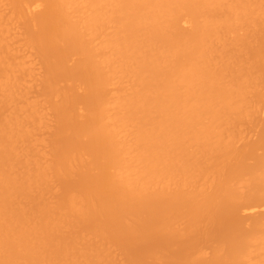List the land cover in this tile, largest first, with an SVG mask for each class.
I'll use <instances>...</instances> for the list:
<instances>
[{"label": "bare ground", "instance_id": "1", "mask_svg": "<svg viewBox=\"0 0 264 264\" xmlns=\"http://www.w3.org/2000/svg\"><path fill=\"white\" fill-rule=\"evenodd\" d=\"M33 1L36 4V1H38V0H33ZM42 1L39 0V2H42ZM44 1L46 2V6L43 2L44 6H45L44 10H43V7H41V9H40V5L38 7V4H37L38 9H37V7L35 9L34 5H32L33 2H32V4L30 3L31 0H0V264H103L104 262L106 263V261H108V259H110V257H111L110 249L113 247L108 249L109 248L108 246L111 244V242L108 241V242H110V244H107L108 245L107 246L106 245L107 242L104 241L105 242V249H104V247H102V246H104V244L103 245L101 244V242L103 241V239L101 240V238H103L104 237L103 235L106 233V232H104V231H106L105 227H104V229H102L103 226H101V227L99 226V228H101L102 230H100L98 232L99 229L98 230L96 229L98 227L97 226L93 227L91 225L92 229L94 228L93 230H95L97 232H94L90 228L92 230L91 232H94V233H86L84 230V232L86 234L84 232H81V233L79 232L80 234H78V231L76 232V230H74V227L72 228V225H75L77 222L80 223V221H82L81 223L84 226V224H86V223L83 224V221L85 222V220L87 219L86 216H88V215H89V219H90V218H93L94 214L96 215L97 213H99L98 216L100 218H101V215L103 214V212H101V215H100V212L97 211V213H94L92 215V212H95V210H96V208L93 209V206L96 204V201H97L96 196L100 192V190H99V192L96 191V190H98L96 188H99V187H97V185L99 186V182H98V180H96L97 182L94 180L97 178L98 175H95L96 177L92 178V180H94V181L90 180V182H89V184H91V181L93 184H94V182H96L95 183L96 185H94V186H96V188L94 186L90 185L91 188L93 187L92 189L95 188L94 190L97 193L96 195H95V192L91 191L92 189H89L90 188L89 186H85V183H87V182L84 181V186H85L84 188L88 187V189L90 190V193H88L87 191H85L86 193L84 192L87 195L86 199L84 198L85 195L82 196L83 190L81 193H79L77 191L79 193V195L74 194V193L72 194L71 192H73V191H71V190L73 188L71 190L68 189L71 192L70 193L68 192V194H65V196H64V194L61 195L62 198L60 197V199L56 200V197H55L54 198L55 201H54V199H53L54 196H53L52 199L54 202L53 201L49 202V201H51V200H49L51 198L50 196H49V198L48 197L46 198L47 201H45L46 199H44L45 197H43V194H44L43 192H45V188L46 187L49 188V186H51V184H52V186L54 185L53 181H55V180L52 179L53 176L55 177L57 174H59V176L62 175L61 178L62 177L65 178V176L73 175V173H71V172H74V171L76 172V170H74V168L75 169L78 168L76 165L77 163H78V166L80 165L79 168L80 167L82 168L81 165H83L85 163L83 161H87L86 163H89L88 162L89 159L91 160V158H93L94 154L95 155L100 154L99 152L95 151L98 154L92 153L90 155L88 153L89 150L87 149L89 144H92V142H90V141H93V144H94L95 143L94 140L96 139L97 140L96 142H98V139H99L98 137H100L99 142L102 140L101 142H103V144L105 141V143H107L106 145H109L107 147H104V146H106L104 144L103 149L101 148L103 151L102 150L100 151L99 150L100 148H98V151L102 152L103 155H105V156L108 155L107 156L108 159H110L108 152H110L111 154L113 153V155H114V160L111 163L112 168L110 167L112 169V171L110 173L106 172L107 169H105V168H107V167L103 166V164H105V163L109 164V166H111V164L109 162H106V160H108V159H106L105 156H103V158H105V159H102V161H101V162H105L103 164L99 161V158L101 160L102 157L98 158V156H96V159L98 158L97 161H99V163H97V161L95 159H92V160H95L97 164L101 163L100 164L101 166H99L100 167L99 169L101 171H102V169L103 170L105 169L104 171H102V173L105 172L104 173L105 175H103V177L105 176L104 177L105 179L103 181L104 182L103 186H104V190L106 191V196L108 193H110V194H114V195L116 194L115 197L116 196L118 197V198L116 197L115 199H113L114 195L112 196V195L108 194L109 197L107 196V198H109L110 200L111 199L112 200H116V199L120 200V201L117 200L118 201V203L116 202L117 205L114 204L115 202L112 200H111L112 203H109V201H108L107 204H112V206H113L112 209H114V207H117L119 209L118 206H120L122 204V206H121L122 209L120 208V210H119L121 213L118 210H116V211H118V212H116L115 209L110 210L109 207H106V209L108 208V210L112 211V214L109 213L110 211L108 212V214L110 216L114 215L113 217H115L117 213H120L121 216L122 215H124L126 217L129 216V218L127 217L128 219H130L132 216H133L132 218L134 219L136 211H133V210L137 209V211L138 210L141 211V209L138 207L139 205L140 206L142 205V207L145 208L144 204L148 203V205H149V203L151 202L149 206H151V208L153 206H155L153 209V212L149 211L150 208L148 206L145 209L141 207L142 211H143V209H144V211H146V209H147L149 214L152 213L154 215V210L156 209V211L158 213L156 212L157 215H155V217L159 218V217H157L160 215L159 211H161V210L163 211L165 209V205L167 202H168V204L166 205V209L168 207L169 209H167V210H169V212L171 211V206L169 207V205L172 201V203H171V204H173L172 210L174 211V208H175L176 212L179 211L178 213H175V214H177L176 216L179 215L178 216L179 218H178V220H176L175 216L171 215V221L173 220L175 222V224L177 223L179 226L177 224H176L177 226L176 225L174 226V224H172V226H171L172 222L170 221V219H167V216L169 215V212L167 211L166 217H164V216H160V217L164 218V219L162 218L163 222L165 221V219H167L168 223H167V221H165L164 223L170 224V226L169 225L167 226V224H162L163 223V222H161L162 219H160V221L158 220L159 222H161V223L158 222L160 224L159 228H162L163 226L166 225V228L168 229V231L169 230L171 231L170 233H173L175 235L176 233L181 232L180 234H182L184 232H182V230L180 231V229H181L180 224H181V220H182L181 216L183 214H181V216H180L179 213L180 212L182 213V211L184 212L185 209H188L185 212H186V214L188 213L191 216L192 215L194 216V214H196L197 212H200V214L202 213L204 215V213L207 212L206 210L208 209L206 206H209V205L211 206L213 204L212 202H209V203H211L209 205L205 204L206 202L204 201L205 200L204 197L207 194L206 190L208 188L212 187L211 186L212 184L215 185L213 183L214 181L212 182V180H214V179H216L215 181L217 182L216 183L217 187H219L220 185L221 186L223 185V187H225L227 190L229 189V191H228L229 194L232 193L231 195H228L229 197L226 200L227 202L224 201V203L225 204L227 203V210L230 208L229 210H231V211H228V212L230 214H233V217L237 218V216H240L238 214V210H239V208H241L243 206L251 205V207H253V206H258V205L264 204V194H261V193L258 195H252L251 194L252 191H255L256 189L258 190V188H256V189L254 188L253 190L251 189L247 193L240 191V190H243V188H244V187H242L243 182L241 181V179L244 180V178H237L241 182V183L239 182V184H237L236 178H233L232 176H231L232 177L231 178L230 176L226 175L227 180L229 179L232 182V187H229V186H231V182L229 180L227 183L230 185H228L225 182L224 183L226 184V186H224V183L221 184L222 181H220V179H222V176H223L222 180H224V181H227V180H225L226 178H224V175H223L224 174V166L222 164L223 163L222 162L223 157L221 155V157H222L221 158L219 155H216V154H223L222 153L223 148L221 149L219 147H221V146L224 147L225 143L230 142V140L227 141L226 137H225L226 136L225 130L228 132V128L223 126V125H225V122H226V124H228L227 122L229 120H231V118H230L231 115H232V119H233V117L235 118L236 111H238L240 109L239 105L234 100H232V95L235 93L241 92L243 87L240 86V84L237 83V81H232L233 77H232V79L229 78L230 81L227 79L225 80L226 77H224L223 71L226 72L227 65L225 66V64L220 63L221 60L223 61V59L220 60V58H218L217 59L218 61L216 62V58L213 59V57H211L212 52H214V50H215L214 48L218 47L217 44L220 42L223 32L228 28L235 29L238 26L237 24H230L234 18L237 20H241V18H242V20L244 19V21H246V18L250 21H255V17L257 18V20L262 19L264 14L262 15V13H261L263 10L261 8L260 2L258 3V0H256L257 2L254 0V3L251 4V6L254 7V11H252L250 13V17L248 16L249 15L248 12L250 11V9L247 10V8L249 6L248 5L249 1H251V0H247V1L246 0H44ZM28 3H30V5H32L35 10L33 8H32L33 10H31V8H30L31 6L27 7L26 4H28ZM9 5H10V8L12 10H9L10 9ZM7 6L9 9L7 8ZM45 8L47 9V11L45 10ZM7 9L9 10L8 14H6ZM25 9L27 12L25 11ZM39 9L42 12L48 13V17L46 16L48 19L46 17H45L46 19H44L42 16L38 17L39 14H41V13L37 14V12H40V11L36 12V10H39ZM33 11H35V12H33ZM24 12L27 13V15H25ZM253 14L255 16H253ZM23 16H28V17L25 18ZM251 16H253L254 18ZM22 17L25 19L23 21L24 24H22V25H25V26H23L25 30L27 29L29 31V28H28L29 26L31 28L37 27V30H35V32L36 33L38 32L37 34L40 35L42 30H43L42 33H44V30L49 29L48 30L50 32L49 36L53 37V38L51 37L52 43L48 42L49 44H51L53 46L54 45L53 43H55V45H56L60 42L59 44H61V41H62L63 44H67V45L69 44V47L71 46L69 48V47H67V46L65 47L64 45L61 44L62 45L61 47L67 48V49H64V50H66L65 52L68 51L69 53L70 52L75 53L76 56H81L80 57L81 60L78 59L79 57H77V60H79L78 61L79 63H76L77 61H74L75 57L73 58L74 62L72 61V64H71V61L67 62L68 64L69 63L71 64V66H69V68L74 67L73 70L71 68H70V70H72V71L75 70L77 72L81 67L83 68V65H84V68L82 70H84L86 67V69H85L86 73L84 72V74H87V75L85 76L84 74H82L83 77L84 76L87 77L89 75V72H87V71L91 70L93 72L92 73L90 71V75L93 74L92 76H89L86 79L84 78V80H86V82H88L87 83L88 85H89V83L91 85L90 80H92V85L94 84L93 86H91L92 88H94L93 89L94 91L89 86L88 89L90 92L87 93V95H89L88 98L90 100V94H91V100H90L91 102L90 103H94V102H92L94 100L92 98V94L95 95L97 98L102 99L101 101L103 103L101 101H98L99 104L98 103L97 104H91V105L89 104L87 107H85L87 109V111H86V109L84 110V112H86L89 115V117H88V115H86L87 118L92 119L94 116V119H95V120L93 119V121H95V124L93 122H91L93 124V126H92V124H90V126H89L90 128L87 126L88 120H86V122H83V123H86L87 124L86 127H88L87 130L86 129H83V130L84 131L86 130L85 132H87L88 134L84 133L83 130H82V133H83V135H85V137L88 135L89 136L88 140L90 139V141H88L86 139L87 137L86 138L84 137L86 139V140L84 139V141H87V143H86L87 148L84 147L86 144H83V143H85V142H83V143L80 142L78 144V145L83 144L84 145L83 148H84V150H86L85 153H88V154H85L84 151L82 149H80L82 146L81 147L79 146V150H81L84 154L78 150L79 152L76 151L77 155L75 156V154H76L75 150H74V152L70 151L72 155L66 151L65 152L66 154H63V155H65L67 157L62 155L64 157V159H63V157H60L61 160H60V158H58V159L56 158L57 159L56 163L54 161H52L50 163L48 161V158H47L49 156V154L47 155L46 151L43 152L45 149H42V151H41V149L39 148L40 144L43 143L45 145L48 143V140H42L43 139L42 137H40V139H39L37 137V134H35V133H37V131L45 130V128H44L45 123L43 122V120L45 121L44 117L46 115L48 116V114L45 113L46 109L42 110V108H43L42 106L43 105L46 106L48 104H46V103L43 104L44 103L43 100L45 99V97H42L43 94L41 95V98H40V99H43V100H41L40 104H38L40 96H38L37 102L34 100V99L37 100V98H36L37 96L32 97L33 100L31 98H30L31 100L30 99L27 100L28 98H26V97L30 96L29 94H31L28 92V96H27L26 92L29 88H31L30 86L32 84L29 85L28 87H26L27 85H25L24 83L28 82V81L27 80H25V82L22 81V80H24L23 77H25L29 74H30L29 75L30 78H28L29 76L26 77L29 80L31 79V77H33L34 79H35V77H38V80L42 77H39L38 74L35 77L32 76L33 73L34 74L36 73V71L34 70V66L36 64H34L35 61L33 62L34 54L36 53V51L34 52L33 55H30L29 52L33 51L34 46L27 44V43H29V44L35 45L36 43L34 44V42H36V41L34 40V42H32L33 41L32 39H35L37 34L35 33L34 35H36V36L32 39H29V42L25 41V40L23 41L22 39L19 40V38L17 39V37L20 36V38H21L26 33H23V36H21L22 34H19V33H18L19 34L18 36L16 35L17 37L15 36V34L17 32L16 29L19 28V27L17 28V26H18L17 24H19L18 23L19 21L21 22L23 20ZM41 21H43L44 23H46V22L47 23L46 24L42 23V25H40ZM15 25H17V26H15ZM26 26H28V27L25 28ZM41 26L43 27L42 29H41ZM181 26H183V28L188 26L189 29L187 28L188 30L185 31V33H184V30ZM180 27L182 28V30ZM39 29H41V31ZM20 30L18 29V32H21ZM25 30H23V31H25ZM263 30H262V32H264ZM52 31H54V33ZM29 32H31V31H29ZM263 34H262V36H263ZM60 35H63V37L62 36L60 37ZM244 35H246V34H244ZM244 35H242V36L240 35L239 38H241V37L244 38ZM43 36H44V34H43ZM24 37H26V36H24ZM24 37H23V39H24ZM31 37H33V35H31ZM46 38H47V36H46ZM57 38H59V39H57ZM66 38L69 40H67ZM43 39H45V38H43ZM30 40H32V41L30 42ZM48 40H49V38H48ZM53 40H57L58 43H56V41H53ZM19 41H23V42H20L22 44V46L19 43ZM65 41H67V42H65ZM25 42H26V44H25ZM229 42L231 43V40H229ZM262 42H264V40ZM262 42H260V43H262ZM42 44H44V43H42ZM58 45H57V48L59 47ZM230 45L232 46V43ZM27 46H31V47H27ZM22 47H23V49H22ZM259 47H260V45H259ZM26 48H28V50ZM24 49H25V51L26 50L28 51L27 54L24 53L25 56L23 54H21V52L22 53L25 52ZM58 49L60 50L61 48H58ZM58 49H56V50H58ZM68 49H70V50H68ZM44 50L46 51L47 49H44ZM62 50H63V48H62ZM69 53H67V56H65V58L68 57ZM8 54H11L15 57L17 56V59L21 60L22 63L20 61H17L16 59H13V57H12V59H8L9 58ZM37 54H38V51H37ZM75 54H69L70 55L69 58H66V59L72 60V57L75 56ZM260 54L263 55L262 51H260ZM7 55H8V57H7ZM18 55L19 56L22 55L23 57L21 56L19 58ZM29 57H31L32 59ZM58 57H59V55H58ZM22 58H24V59H22ZM65 58H63V59H65ZM82 58L85 59V61ZM35 59L37 61V58H35ZM38 59H39V57H38ZM59 59H61V58L59 57ZM11 60H13V61H11ZM27 60H29L28 63H27ZM46 60H47V58H46ZM62 61H64V60H62ZM86 61H87L88 67L86 65ZM9 62H11V63H9ZM15 62H16V64H14ZM23 63H24V65H22ZM35 63H37V62H35ZM47 63H48V61H47ZM75 63L78 66H75ZM83 63H85V64H83ZM55 64H57V63H55ZM55 64H53V65H55ZM72 65H74V66H72ZM36 66L38 67V65H36ZM65 66H67V65L65 64ZM21 67H23L22 70H21ZM78 67H79V69H78ZM256 67H259V66L256 65ZM38 68H40V67H38ZM75 68L78 70H76ZM23 69H24V71H23ZM25 69H27V70H25ZM259 69L260 70H258L259 71L258 72L257 68H256V72H257L256 73V77H257L256 80H258V78H260V76L258 77V74L260 75V72L264 71L263 70L264 64H262L261 68H259ZM48 70H50V69H48ZM66 70H67V68H66ZM254 70H255V67H254ZM51 71L52 70H50V72ZM72 71H71V73H72ZM21 72H23V73L25 72L27 74L24 73V75H23V73H21ZM55 72L56 71H54V73ZM78 72H80V71H78ZM63 73H62V75H63ZM261 73H263V72H261ZM19 74H20V77H19ZM75 74H77V73H75ZM80 74H81V72H80ZM40 75H42V74H40ZM21 76H22V78H21ZM57 76H59V75H57ZM68 77H69V75H68ZM70 77H72V76H70ZM93 77H94V79H93ZM63 78H64V76H63ZM40 81L43 84H45V83L47 84V82H43L41 79H40ZM94 81H95V83H94ZM29 82H31V81H29ZM37 82L39 83V81H37ZM64 82H69V81L67 80ZM71 82L72 81L70 80V83ZM73 82H75V81H73ZM260 82H264V78L261 79ZM75 83H77V81ZM34 84H36L35 81H34ZM48 84H49L48 87L47 86L46 87L50 88L49 86L51 83L48 82ZM45 85H44V87H45ZM53 85L51 84V87H53ZM73 85H76V84L73 83ZM88 85L86 86V88L88 87ZM39 86L40 85L38 84V89L40 88ZM55 86L58 87L59 85L57 84V85H54V87ZM78 86H80V84H78ZM99 86H100V88H99ZM35 87H37V85H35ZM81 87H82V85L80 87H77V90H78V88L83 89L84 86L82 88ZM95 87H96V89H95ZM59 88H60V86H59ZM68 88H70V87H68ZM38 89L36 88L37 91H39ZM55 89H57V88L55 87ZM55 89L53 88L51 90H54L55 92H57L59 90L58 89L56 91ZM61 89H63V88H61ZM97 89L99 90L98 92H96ZM103 89H106V90H103ZM108 89L110 90V92L108 91L109 95L107 96L106 94H107ZM24 90H26V91H24ZM30 90H32V89H30ZM101 90H103L105 95H104V93H102ZM42 91L44 92V90H42ZM60 91L61 90H59V92ZM71 91L74 92V90H72V88H71ZM84 91L86 92L85 89H84ZM47 92H49V91H47ZM53 92H51L49 95H51V96L53 95V97H54L55 94H53ZM64 92L65 91L63 89V93ZM35 93H36V91H35ZM100 93H102L103 96H100L101 95ZM24 94H26V95H24ZM33 94L34 93H32L31 95H33ZM63 95L64 94H62V96ZM65 95L68 96L69 94L68 95L65 94ZM71 95H73V94H71ZM44 96H45V94H44ZM260 97H262V96H260ZM46 98L48 99V97H46ZM57 98L55 101L56 103L54 102V107H56V105L57 106L59 105L57 103ZM262 98H264V96ZM262 98H260V99H262ZM49 99H50V97H49ZM64 99H65V97H64ZM74 99H72V100H74ZM53 100H52V102H53ZM262 100H264V99H262ZM28 101L36 102L37 104L32 103V102H28ZM64 101H66V99ZM78 101L80 102V99ZM259 101H260L259 103L262 102L261 100H259ZM59 103H60V101H59ZM67 103H68V101H67ZM82 103H84V102H82ZM49 104H50V101H49ZM36 105H38V106H36ZM75 105L77 106V104H75ZM96 105L98 106L99 109L97 108ZM99 105H100V107H99ZM34 106H36V107H34ZM39 106H40L41 110L37 109ZM60 106H62V105L60 104ZM63 106H64V104H63ZM89 106H92L91 108L94 107L93 110H95V106H96L97 109L95 110V112H93V110H90L91 108L88 109ZM52 107L53 106H51V108ZM45 108H47V110H48L50 107L49 108L45 107ZM55 109L53 108L54 112H55ZM42 111H44V112H42ZM90 111H92L93 113L91 114ZM39 112L40 113L42 112V114L45 113V115H42ZM48 112H49V110H48ZM82 112L79 113V111H78V113H79L78 117L85 118V113H82ZM70 114H72V113H70ZM81 114H83V115H81ZM90 115H91V117H90ZM32 116L34 118L37 117L36 118L37 120L34 119ZM263 116H264V114H263ZM38 117H39V120H38ZM64 117L66 118V115ZM51 119L53 120V117ZM73 119H74V116H73ZM227 119H228V121H223V120H227ZM33 120H35V121L33 122ZM28 121H29V123L31 121V123L33 122L34 124H36L35 126H33L34 124H32L33 127L30 126L32 130L30 129V127L26 128L28 126L27 125L28 123L24 124ZM48 121H49V119H48ZM70 121H72V120H70ZM254 121H256V120H254ZM89 122H90V120H89ZM37 123H38V125H37ZM261 124H263V125H261ZM72 125H73V123H72ZM199 125H202V126H200L201 128H198ZM253 125H254V122L251 126L252 129H253ZM260 125H261L260 128H262V130L260 128H258L257 131H259V129L262 131V133L259 131L261 133V134L259 133L261 136L256 131V134L259 135V138H257L258 141H256V142L254 141L252 144L255 148L258 146L264 147V121L263 122L261 121ZM37 126L40 128H36ZM76 126H77V128H75V127L74 128L76 130H78L79 129L78 123ZM83 126H85V125L83 124ZM83 126L80 128H83ZM222 127H224V128H222ZM197 128H198V130H197ZM251 128H249V129L251 130ZM33 129L35 132L33 131ZM38 129H40V130H38ZM47 129L49 130L50 128L48 127V128H46V130ZM89 129H90V131H89ZM199 129L201 131H199ZM50 130H49V132H50ZM219 130L221 132L224 131L223 132L225 134V136L223 137L224 139L222 138L223 134L221 132H219ZM51 131H53V130H51ZM79 131H78L79 132L78 134H77V131L75 132L77 134V136L75 135L76 138L77 137L79 138L80 135L82 134L81 130H79ZM215 131H217V132H215ZM44 132L47 133L46 131H44ZM66 132H68V130H66ZM213 132L215 133V135L213 134ZM250 132L251 133L254 132V134H255V130H253V132L251 130ZM219 133H221L222 135ZM92 134H93V137H92ZM216 135L221 136V137H218V138H220L219 140L217 139ZM96 136H98V137H96ZM214 136H216L214 138L215 141L217 142V144L218 143L219 144H218V146H217V144H215L216 145L215 146L213 143L212 144L213 146L210 145V147H209V143L208 142L205 143L204 141L208 140V139L211 140V138ZM82 137L83 136L81 135V137H80L81 141L83 139ZM94 137H95V139H94ZM92 138H93V140H92ZM103 139H105V140L103 141ZM214 139L212 140L213 142H215ZM221 139H223V141ZM224 140H226V141H224ZM45 141H46V143H45ZM78 141H79V139H78ZM201 141H202V143H200ZM26 142L29 144L28 146L30 148L28 149V151H30V152H28L24 149ZM230 143H233V145L236 144V143H234V141H232ZM50 144L52 145L53 143H50ZM93 144H92V146H93ZM101 144L102 143H100L99 145H101ZM203 144H205V145H203ZM75 145H76V147H73V148L77 149L78 145L77 144H75ZM96 145H98V143H96L95 146ZM199 145L201 146V148L199 147ZM233 145L230 144V147H232ZM55 146H57L56 143H55ZM92 146H91V148H92ZM205 146H206V148H205ZM211 147H213L214 150L213 149L211 150ZM216 147L218 148L217 150H216ZM73 148H72V150H73ZM104 148H108V149L104 150ZM189 148H191L190 149L191 151L189 150ZM38 149H40V150H38ZM96 149L97 148L95 147V149H92L91 151H94ZM204 149H206V150H204ZM69 150H70V148H69ZM87 150H88V152H87ZM220 150H221V152H219ZM104 151H105V153H104ZM106 151H108V152L106 153ZM34 152L36 154H38L37 158L34 157V155H36V154H34ZM208 152H209L210 156H209ZM216 152H219V153H216ZM67 153L69 155H67ZM78 153L82 158L78 155ZM52 154H55V153H52ZM52 154L50 153V155H52ZM211 154H215L216 156H219L218 158L221 161L219 159L216 160L215 159L216 157L214 158L216 160V161H214L215 163H217L218 160L220 161V162L218 161V164L220 163L219 167L216 166L218 164L214 165V162H210V161H213V159H212L213 157H211ZM83 155H86L85 159H88V158L89 159L85 160ZM89 155L92 157H88ZM78 156H79V158H81V161L79 158L77 159ZM100 156H102V154ZM194 157H197V158L193 159ZM208 158H209V160H208ZM210 158H211V160H210ZM197 159H198V161H197ZM92 160L90 162L95 163V161H92ZM57 161H59V162L57 163ZM204 161L206 163H204ZM60 162H62V163L60 164ZM52 163H54V164H52ZM94 163L89 164V166L87 164L88 170L90 169L89 167H91V165L92 166L94 165ZM96 163H95V168L97 169ZM190 163L192 164V166ZM193 163H195L196 165H193ZM205 164H207V165H205ZM210 164L213 166V167L211 166L212 169H210V167H209ZM74 165H76V166H74ZM198 165H199V167H198ZM203 165H204V167H203L204 170L202 168ZM85 166L86 165L84 164V167ZM106 166H108V165H106ZM206 166H207V168H206L207 171L205 170ZM93 167L89 170L90 172H94L92 175L97 174V171L99 170L98 169L97 171H95L96 169H94ZM102 167H104V168H102ZM216 167H217V169H215ZM79 168L77 170H79ZM194 168L196 171L193 170L195 172H192L191 169H194ZM222 168H223V171H222ZM257 168L258 167L256 165V167L253 168L254 170L251 169L252 170L251 174L253 172H255ZM199 169H201L203 171H201ZM220 169H221L222 174L220 173ZM83 170H84V168H83ZM205 171L207 173L209 171L210 172L207 174ZM217 171H219V172H217ZM257 171H259V170H257ZM213 172H214V174L212 175ZM215 172H217V173H215ZM259 172H258L259 177L257 176V172H256V174L255 173L252 174V175H254L253 178H255V181H256L255 176H257L259 178L258 181L261 182V180H262V183H263L264 182V172H262V171H259ZM106 173H108V174H106ZM261 173H262V175H261ZM78 174H81V173H78ZM98 174H99V171H98ZM201 174H203V175H201ZM215 174H217L218 177L221 176L220 179L218 177L212 178V177L217 176ZM85 175L86 174H84V177H85ZM198 175H200L199 180L201 181V183H200V181L198 182V177H197ZM57 176H56V178H57ZM76 176H77V174H76ZM82 176H83V174H82ZM202 176H203V178H201ZM84 177H81V178H83V180H84ZM74 179H75V177H74ZM232 179H233V181H232ZM234 179H235V181H234ZM78 180H79V176H78ZM87 180L89 181V179H87ZM247 180L248 179H245L244 184ZM71 182H70V184L73 183V182L72 183ZM75 182H77V180ZM197 182L199 185L197 184ZM78 183L79 182H77V184ZM218 183H220V184H218ZM81 184H83V183L81 182ZM79 185H80V183H79ZM196 185L199 186V187L197 186V189H196ZM233 185H235V187ZM74 186L76 187L77 185H75V183H74ZM80 186H81L80 188L83 189V186L82 185H80ZM227 186H228V188H227ZM71 187H73V186L71 185ZM262 187L264 188V185ZM56 188L57 187L55 186L53 189L55 191H57V190L62 191V190H59V188H57V190H56ZM76 188H75V190H77ZM49 189H47V190L49 191ZM81 189H79V190H81ZM84 190H86V189H84ZM237 190L239 193L237 192ZM53 192L54 191H52V192L50 191L49 193H53ZM92 192L94 193L96 199L92 198V200H91L90 194H92ZM49 193H47V194L45 193L46 196ZM87 193L89 194V196ZM56 194H57V192H56ZM54 195H55V193H54ZM57 195L59 197L60 193H58ZM179 195L181 198L177 197ZM181 195H183V196H181ZM160 196H161V198L163 197V199L164 198L166 199V197H167L166 201L163 199L160 200L159 199ZM104 197H105V195H104ZM110 197H112V198H110ZM119 197H121V198H119ZM169 197L171 199L175 198L176 200H170V199H168ZM202 197H203V199L201 201ZM209 197H212V196H208V198ZM148 198H150V199H148ZM152 198H154V201L157 199L158 200L155 201V203H153L154 201L152 200ZM178 198H179V200H177ZM229 198H230V200H229ZM121 199L124 201V204L121 201ZM93 200H96L95 204L91 205L92 202H94ZM139 200H141L142 202H140L141 204L138 205ZM159 200L160 201L163 200L162 201L163 204L166 202L164 204V207H163V204H160L162 202H160V203L158 202ZM185 200H186V202H185ZM145 201H146V203H143ZM177 201H178V203H177ZM183 201H184V203H183ZM156 202L159 203L160 205H162L161 207H163L164 209L161 208L160 206H158L159 208L157 209L156 208V205H157ZM202 202L207 209L204 210V206H202L203 205ZM89 203H91V204H89ZM174 203H175V205H174ZM135 204H137L136 207H135ZM153 204H156V205H153ZM185 204L187 205V207L185 206ZM220 205H218V207H219L218 209L221 208V210H222V208L224 206L220 207ZM108 206H111V205H108ZM183 206L185 207V209L183 208ZM213 206L214 205H212V207ZM90 207H92V208H90ZM94 207H96V205ZM123 207L127 210H125ZM160 208H161V210H160ZM214 208H216V205L214 206ZM225 208H226V206H225ZM90 209L93 211H91ZM209 209H208V212H209ZM150 210H152V209H150ZM201 210H204V211L201 212ZM223 210H225V209L223 208ZM227 210H225L224 212H227ZM88 211H90L92 217L90 214L87 215ZM125 211H127V212H125ZM173 211L170 214H173L175 212V211L174 212ZM141 212H140V214H141ZM228 212H227V214H229ZM125 213L126 214L129 213V214L126 215ZM130 213H132V214L134 213V214L132 215ZM163 213H164V215H166V210ZM163 213L161 212V215H163ZM105 214H107V213H105ZM140 214L137 213V215H140ZM145 214H147V213L142 214V216L143 215L145 216ZM198 214L199 213H197L196 216ZM224 214L222 216H224ZM230 214H229V217L226 215H225L226 217L225 216L223 217L224 224H225V222L227 223L226 220H228V218H232L231 221L228 220V221H230V223L228 222V225H226V232H228V233H225L224 232L225 228L221 227V229H224L223 230L224 235L227 234L228 236L225 235L226 236V238H224L225 240L217 238L218 241H220V242L225 241V242H223V244H222L218 241H215L216 243L218 242L220 245L216 244V243H215V245H216L215 247L212 246L214 243L212 245H210V246H212V247H210L211 248L210 252H212L213 247L215 248V251L213 250V252L210 255L212 263L210 260H207L208 258L206 259L205 256H204L205 257L204 259L200 258V256L203 258L204 253L207 251L200 249L198 251L199 253H196L198 249L196 250L194 247L195 250H192V253L194 251H196V252H194L195 253L194 255L197 256V257H195V259H196L195 262H198V261L200 262V260H199V258H200L201 261L207 260L208 264H210V263L214 264L216 262L218 264H220V263L221 264H227V263L228 264H264V212L259 213L256 216H253L252 225L248 229H245L243 227L244 223L246 222V217L242 216L243 217L242 220L240 217V219H239L240 221L237 220L239 218L238 217L235 221V218H233L232 216L230 217ZM150 215L145 216V217H148V218H146L147 220L150 218ZM153 215H151V216H153ZM215 215H218V214H215ZM108 216H107V218H108ZM124 216H122V217H124ZM202 216H198L199 218L198 217L195 218V216H194L193 218L196 220L198 219L197 222L200 223L199 221L202 219ZM210 216H207V219L215 217V216H212V217H210ZM219 216H221V215H219ZM219 216H216V218H218ZM122 217L120 219H122ZM126 217H124V219H122L121 223L124 222L125 224H127L126 225L127 227L125 226V224L123 225L126 227V231L129 229H130L129 231H131V229H133V228H129V229H127V228H128V224L131 227V224L133 222L130 223V221L133 219L131 218V220H128ZM145 217H143V218L140 217L141 221H142V219H145ZM155 217H154V219H152V217H151L150 218L151 221L155 220ZM172 217H174V218L172 219ZM188 217H190V216L188 215L187 218ZM200 217H201V219H200ZM221 217L218 219L220 220ZM100 218H98V220ZM103 218H104V216L102 215V219ZM111 218H112V216H111ZM111 218H110V221H111ZM117 218H119V216H117ZM125 218H126L127 222L125 221ZM168 218H170V217L168 216ZM89 219H87V220H89ZM189 219H191V218H189ZM194 219H191V220H193L195 222L194 224H196L197 222ZM103 221H104V219H103ZM116 221H117V223L119 222L118 223L119 225H121L120 220L119 221L116 220ZM155 221H156V224H155ZM155 221H153L154 223H152V222L151 223L156 225L154 227L156 229L157 224H158L157 219ZM169 221H170V223H169ZM203 221H204V218H203ZM206 221L207 220H205V222ZM210 221H212V219ZM148 222H149V220H148ZM205 222H204V224H205ZM78 223L76 224L77 227H79ZM87 223H89V222L87 221ZM108 223L111 224V222H108ZM117 223H116V225H118ZM140 223L141 222H139L138 225L143 224V223L142 224H140ZM146 223H144V224H146ZM114 224H115V222H114ZM189 224H191V222ZM108 225L106 227H107V229H110L108 227ZM135 225H136L135 227H137V224H135ZM148 225H150V224H148ZM91 226H89V227H91ZM194 226H193V228H194ZM197 226H198V224H197ZM197 226L195 228H198ZM200 226L202 228V223ZM70 227L72 229V233H74V234L70 233L71 232V230H69ZM115 227H117V226H115ZM170 227L172 228V230L174 229L175 231H172ZM223 227H224V225H223ZM84 228H86V227H83V229ZM148 228H149V226H148ZM166 228L165 229L162 228L163 230L159 229L160 233L161 232L163 233V231L166 232L167 231ZM187 228L189 230V227H187ZM120 229L121 228H119V230ZM142 229H143V226H142ZM155 229H153L152 231H154ZM114 230L116 231V229H114ZM147 230H150V229H146V231ZM176 230H177V232H176ZM193 230H196V232L198 233V229H193ZM88 231H89V229H88ZM141 231L142 230L140 229V232ZM67 232H68V234H67ZM109 232H111V231H109ZM117 232L118 231H116V233ZM137 232L139 233L138 230H137ZM142 232H141V234H142ZM189 232H191V231H189ZM133 233H135V232H133ZM149 233H151V231H149ZM170 233H169V238H170V235H172ZM201 233H200V235H201ZM90 234H92V235H90ZM130 234L132 235V233H130ZM137 234H136V236H138ZM174 235H172L173 236L172 238L175 237ZM189 235H190V233H189ZM91 236H95L96 240L98 237L99 238L101 237L100 239H98L101 242L98 240L96 242L100 247H98L97 244H94V243H93V245L96 246V248L95 247L93 248V245H92V247L90 246L89 241L91 240ZM118 236H120V234ZM136 236H135V238H138ZM151 236H154V233ZM178 236L181 237L182 235L180 236V235L176 234L177 238H178ZM196 236H197V234H195V236H193L192 239H194V237H196ZM205 236H204V238H205ZM113 237H114V235H113ZM146 237H148V234ZM149 237H150V235H149ZM156 237H157V235H156ZM187 237H189V236H187ZM190 237H192V234ZM201 237H203V236L201 235ZM107 238H109L111 240L110 237H107ZM127 238L128 237H126V239ZM130 238H131V236H130ZM139 238H141V237H139ZM197 238H199V240H200V237L197 236ZM197 238H195V240ZM123 239L124 238L121 237L122 241H123ZM138 239H136V240H138ZM146 239H148V238H145V240ZM116 240H117V238H116ZM160 240L163 241V238ZM156 241H157V239L154 241V243H156L155 245L157 246L158 241L157 242ZM161 241H159V242H161ZM175 241H176V239H175ZM212 241H213V239H212ZM128 242L130 244V241H128ZM172 242H174L173 239H172ZM172 242H170V243L174 244ZM181 242H185L184 238L182 241L178 242V245L180 243V246H181ZM122 244H127V242L122 243ZM122 244L119 243L120 248L123 247V249H125L127 245H125V247H124V245L121 247ZM114 245L117 246V244H114ZM148 245L150 246L151 244L148 243ZM148 245L144 246V247L146 248V247H148ZM175 245H176V243H175ZM178 245H176V246H178ZM187 245H188V243H187ZM130 246H132V238H131V245ZM153 246L154 245H152V247ZM158 246H160V245H158ZM170 246H173V248L175 247L174 245H169V247ZM193 246H195V245H193ZM196 246H197V244H196ZM106 247L108 250L106 249ZM144 247L141 248V251H143L145 249ZM183 247H184V245H183ZM190 247H192V246H190ZM197 247H199V246H197ZM177 248H180V247H177ZM207 248H208V250H210L209 247H207ZM218 248H220L222 250H220ZM147 249H149V248H146L145 250H147ZM153 249H155V247H153ZM185 249L187 250L186 247H185ZM224 249H226V250L223 251ZM112 250H114V248ZM127 250H129V248L128 249L126 248V250H124V251L128 252ZM161 250L162 249H160L159 252ZM175 250H174V252H175L174 254L172 253L173 249L170 252L173 255V257H175V254H176ZM181 250H182L181 248L177 249V254H179V251H181ZM163 251L164 250H162V252ZM187 251H185V252H187ZM114 252H115V250H114ZM129 252H130V250H129ZM131 252H132V250H131ZM145 252H140V254L145 253ZM153 252H155V250H153ZM162 252H161V254L165 253V252H163V253ZM170 253H169V256L164 254L165 256H167L166 258L170 257V255H171ZM114 254L112 253L113 259L111 258L112 259L111 261L114 260V257H115ZM123 254H126V253H123ZM130 254L131 253H129L128 255H130ZM117 255H119V254H117ZM143 255H140V257ZM155 255L158 256L159 254L156 253ZM215 255H217V256H215ZM219 255H221V256H219ZM107 256H108V259L104 261L105 257L107 258ZM222 256H223V260H222ZM129 257H131V256H129ZM132 257H133L132 259L135 258L134 262H133V263H135V260H137L136 256H132ZM192 257H193V260L191 259ZM192 257L190 256V259L192 261H194L193 254H192ZM119 258H121V256ZM153 258H155V256ZM212 258L216 262H213ZM215 258H218V259L220 258V259L218 261V259L215 260ZM126 259L127 258H125V260ZM160 259L156 260V263L161 262V261H159ZM162 259H164V258H162ZM146 260H147V258H146ZM150 260H151V258L149 259V261ZM164 260L166 261V259H164ZM164 260H163V262H165ZM109 261L107 262L108 264H109ZM127 261H129V260H127ZM139 261H136V264ZM183 261H184V259H183ZM122 262H120V263L123 264L124 262L123 263ZM154 262H155V260H154ZM167 262H169V260ZM112 263L113 262H111V264ZM151 263L152 262H150V264ZM171 263H168V264H171ZM114 264H115V262H114Z\"/></svg>", "mask_w": 264, "mask_h": 264}, {"label": "rangeland", "instance_id": "2", "mask_svg": "<svg viewBox=\"0 0 264 264\" xmlns=\"http://www.w3.org/2000/svg\"><path fill=\"white\" fill-rule=\"evenodd\" d=\"M42 1V0H41ZM247 1V0H246ZM256 1V0H255ZM32 2H33V4H32ZM43 2H44V4H45V6H46V2L43 0L42 2H39V0L38 1H36V4L34 3V1L33 0H31V4L32 5H34V7H35V9H36V7H37V4H38V7H39V5H40V9H41V7H43V10H44V4H43ZM257 2V1H256ZM260 2V5H261V8H262V10L264 11V0H258V3ZM30 3H28V4H26L27 5V7H29V6H31L30 8H31V10H33L34 9V7L32 6V5H30ZM254 3V0H251V1H249V6H248V8H247V10H249L250 9V11L248 12L249 13V17H250V13L252 12V11H254V7L253 6H251V4H253ZM8 5V4H7ZM38 7H37V9H38ZM7 8H8V6H7ZM9 8H10V5H9ZM8 8V9H9ZM33 8V9H32ZM7 9V11H6V14H8L9 13V10H12L11 8L8 10ZM34 9V10H35ZM36 10V12L37 11H40V12H37V14L38 13H41V14H39V16L38 17H43L44 19H46L47 17H48V13L46 12H42L41 10ZM45 10L47 11V9L45 8ZM25 11H26V9H25ZM261 12L262 13V15L264 14V12ZM27 12V11H26ZM33 12H35V11H33ZM25 13V12H24ZM247 13V14H248ZM23 15V14H22ZM25 15H27V13H25ZM44 15V16H43ZM252 15V14H251ZM47 16V17H46ZM253 16H255L254 14H253ZM253 16H251V17H253ZM23 17H25V18H27L28 16H23ZM22 17V21L20 22H18L19 24H17V25H15V26H17V28L22 32H18V29H16L15 27V29H16V34H15V36L17 35H19V34H22L21 36H23V33H26L24 36H26V37H24V39H23V37H21L20 38V36L19 37H17V39L19 38V40H25V41H28L29 42V39H32V38H34L36 35H34L36 32H35V30H37V27L36 28H31L30 26L28 27V26H26L25 28H29V31H31V32H29L27 29L25 30L24 29V27L23 26H25V25H22V24H24V18ZM46 17V18H45ZM245 17V16H244ZM243 17V18H244ZM254 18V17H253ZM48 19V18H47ZM42 20V19H41ZM23 22V23H22ZM42 23L43 24H46V23H44L43 21H41V23H40V25H42ZM230 24H237L238 26L235 28V29H230V28H228V29H226L224 32H223V34H222V36H221V40H220V42L217 44L218 45V47H216V48H214L215 50H214V52H212V54H211V57H213V59L214 58H216V62L218 61L217 59L218 58H220V60L221 59H223V61L221 60V64H225V66L227 65V67H226V72L225 71H223L224 72V77H226L225 78V80L227 79V80H229L230 81V79L229 78H231L232 79V77H233V79H232V81H237V83H239L240 84V86H242L243 87V89H242V91L241 92H239V93H235V94H233L232 95V100H234L238 105H239V110L238 111H236V115H235V118L233 117V119H232V115L230 116V118H231V120H229L228 121V119L227 120H223V121H228L227 123L228 124H226V122H225V125H223V126H225V127H227L228 128V132L225 130V132H226V136H225V134L223 133L224 131H220L222 128H224V127H222L220 130H219V132H221L222 134H223V136H222V138L225 136L226 137V140L228 141V140H230V142H232V141H234V143H236L235 145H233V143H230V142H228V143H225L224 145V147H219V148H223V150H222V153L223 154H216V153H219V152H221V150L219 151V152H216L215 154L216 155H219L220 157H221V155H222V164H223V166H224V178H226L225 180H227V176L226 175H228V176H232L233 178H244V180H242L241 179V181L243 182V185H242V187H244L243 188V190H240L241 192H244V193H247V192H249L251 189L253 190L254 188L256 189V188H258V190L256 189L255 191H252L251 192V194L252 195H258V194H264V188L262 187L263 185H264V182L262 183V180H261V182L260 181H258L259 180V171H262V172H264V147H262V146H258V147H254L252 144H253V142L255 141H258V139L257 138H259V135L262 133V128H260L261 127V125H263V124H261L260 125V123H261V121L263 122L264 121V116H263V114H264V100H262V99H264V98H262L263 96H264V82H260V80L261 79H263L264 78V71H261V72H263V73H261L260 72V75L258 74V77L260 76V78H258V80H256L257 79V77H256V68H257V71L258 70H260L259 68H261V66H262V64H264V42H262L263 40H264V32H262V30L264 29V15H263V17H262V19L261 20H257V18L255 17V21H250V20H248L247 18H246V21H244V19L242 20V18H241V20H237V19H233L232 21H231V23ZM20 25V26H19ZM39 25V26H40ZM44 26V25H43ZM48 26V25H47ZM46 27V26H45ZM182 28H183V26H181ZM180 27V28H181ZM43 27L41 26V29H42ZM49 28V27H48ZM182 28H181V30H182ZM189 29V27L188 26H186L185 28H183V30H184V33H185V31H187L188 29ZM41 29H39L40 31H41ZM23 30H25V31H23ZM38 30V31H39ZM47 30V29H46ZM44 30V33H42L43 32V30H42V32H41V34L40 35H38L37 33V36L35 37V39H32V40H30V42L32 41V42H34V40L36 41V42H34V44L35 45H33V44H29V43H27L28 45H32V46H34L33 47V51H30L29 53H30V55H33L34 54V52L36 51V53L34 54V58H33V62L35 61V62H37V63H35L34 62V64H36V65H38V67H40V68H38L36 65V67L34 66V70L36 71V73L33 75L32 74V76H36L37 74L39 75V77H42V78H40L43 82H47V84L45 85V84H43V83H41V81H40V79L38 80V77H35V79L33 78V77H31V79L29 80L28 78H30V74L29 75H27V76H29L28 78H26L27 76H25V77H23L24 78V80H22V81H24L25 82V80H27L28 82H23L25 85H27L26 87H28L29 85H31L30 87L31 88H29L28 90H27V96H28V92L29 93H34L33 95H31V94H29L30 96H28V97H26V98H28L27 100H29L30 98L32 99V97H35V96H37L36 98H37V100L36 99H34L36 102L38 101V96H40L39 97V103L38 104H40V102H41V100H43V99H40L41 98V95H42V97H45V99L43 100V104H48V105H46V106H42L41 108H42V110L44 109H46L45 110V113L46 114H48V116L50 117H48L47 115L44 117L45 118V121L43 120V122L45 123V130H40V129H38V130H40V131H37V133H35V134H37V137L40 139V137H42L43 139L42 140H48V143L47 144H40L39 145V148L41 149V151H42V149H45L43 152H45L46 151V153H47V155L49 154V156L47 157L48 158V161L51 163L52 161H54L55 163H56V160L58 159V158H60V157H63V156H65V155H63V154H66L65 152L67 151V152H69L70 154H71V152L70 151H73L74 152V150H75V152L77 151V152H81V153H83L81 150H79V146L81 147L80 149H82L83 151H84V153L86 152V150H84V148H83V144H86L87 143V141H84V139L86 138L87 140H88V138H89V136L87 135L88 133L87 132H85L86 130H87V128L90 126V124H92L91 122H93L94 124H95V121H93V119H94V116H93V118L92 119H90V118H87V116L86 115H88L86 112H84V110L86 109L85 107H87L89 104L91 105V104H99V102L98 101H101L102 99H100V98H97L95 95H93L92 94V98L94 99L92 102H94V103H90L91 101V94H90V100H89V95H87V93H89L90 91H89V86L91 87V86H93L92 85V80H90V82H91V85H90V83H89V85L87 84L88 82H86V80H84V78L86 79L87 77H89V76H92V75H90V71L91 70H89V71H87V72H89V75L87 76V77H85L87 74H84V72L86 71L85 69H86V67H85V69L84 70H82L83 68H84V65H83V68L81 67L80 69H79V67H78V69H76V70H78V71H80L81 72V74H80V72H76L75 70L74 71H72L73 69H74V67H70L72 70H70V68H69V66H71V64H72V61H73V58H74V61H77L76 63H79L78 61L79 60H77V57H79L78 59H80L81 60V56H76V54L75 53H69L68 51L67 52H65L66 50H64V49H67V48H65L66 46L67 47H69V44L67 45V44H63L62 43V41H61V44L62 45H64L65 47H61L62 45L61 44H59L58 42H57V40H53V41H56V43H58V44H56L55 45V43H53L54 45L52 46L51 44H49L48 42H50V43H52V38L49 36L50 35V32L47 30ZM264 31V30H263ZM53 33H54V31H52ZM261 32V33H260ZM19 33V34H18ZM188 33V32H187ZM43 34H44V36H43ZM244 34H246V35H244ZM262 34H263V36H262ZM31 35H33V37H31ZM240 35L242 36V35H244V38L243 37H241V38H239L240 37ZM28 36V37H27ZM46 36H47V38H46ZM63 37V35H60V37ZM249 36V37H248ZM45 38V39H43V38ZM59 37V36H58ZM248 37V38H247ZM261 37V38H260ZM26 38V39H25ZM39 38V39H38ZM48 38H49V40H48ZM55 38V37H54ZM16 39V40H17ZM42 39V40H41ZM51 39V40H50ZM57 39H59V38H57ZM67 39V38H66ZM263 39V40H262ZM38 40V41H37ZM42 42H41V41ZM46 40V41H45ZM67 40H69V39H67ZM229 40H231V43H232V46L230 45L231 43L229 42ZM23 41H19V43L20 42H23ZM65 42H67V41H65ZM260 42H262V43H260ZM42 43H44V44H42ZM21 44V43H20ZM24 44V43H23ZM25 44H26V42H25ZM41 45V46H40ZM43 45V46H42ZM57 45L59 46L58 48H61L60 50L57 48ZM259 45H260V47H259ZM21 46H22V44H21ZM24 47V46H23ZM23 47H22V49H23ZM27 47H31V46H27ZM42 47V48H41ZM46 47V48H45ZM71 47V46H70ZM69 47V48H70ZM20 48V47H19ZM41 48V49H40ZM47 49L46 51L44 50V49ZM49 48V49H48ZM62 48H63V50H62ZM21 49V48H20ZM27 50H28V48H26ZM56 49H58V50H56ZM260 49V50H259ZM25 51V49H24V51L25 52H21V54H23L24 55V53L25 54H27L28 53V51ZM30 50V49H29ZM32 50V49H31ZM68 50H70V49H68ZM37 51H38V54H37ZM40 51V52H39ZM260 51H262V54L263 55H261L260 54ZM53 52V53H52ZM64 52V53H63ZM44 53V54H43ZM67 53H69V54H75V56H73L72 57V60H69V59H66V58H69V54H68V57H66L65 58V56H67ZM49 54V55H48ZM59 55V57L61 58V59H59V57H58V55ZM64 56H63V55ZM66 54V55H65ZM9 55V58L8 59H12V57H13V59H16L17 61H20L21 62V60H18L17 59V56L15 57V56H13V55H11V54H8ZM8 55H7V57H8ZM29 55V54H28ZM47 55V56H46ZM22 55H18V57L20 58ZM25 56V55H24ZM55 56V57H54ZM227 56V57H226ZM23 57V56H22ZM27 57V56H26ZM25 57V58H26ZM38 57H39V59H38ZM42 57V58H41ZM47 58V60H46V58ZM49 57V58H48ZM28 58V57H27ZM29 58H31V57H29ZM35 58H37V61H36V59ZM63 58H65V59H63ZM22 59H24V58H22ZM32 59V58H31ZM35 59V60H34ZM53 59V60H52ZM58 59V60H57ZM71 59V58H70ZM83 59V58H82ZM57 60V61H56ZM60 60V61H59ZM62 60H64V61H62ZM84 61H85V59H83ZM11 61H13V60H11ZM16 61V62H17ZM24 61V60H23ZM28 61L29 60H27V63H28ZM47 61H48V63H47ZM69 61H71V64L69 65L67 62H69ZM73 61V62H74ZM214 61V60H213ZM16 62L14 63V64H16ZM46 62V63H45ZM62 62V63H61ZM215 62V61H214ZM213 62V63H214ZM9 63H11V62H9ZM13 63V62H12ZM22 63V62H21ZM55 63H57V64H55ZM60 63V64H59ZM76 63H75V66H78V65H76ZM81 63V62H80ZM219 63V64H220ZM40 64V65H39ZM47 64V65H46ZM53 64H55V65H53ZM63 64V65H62ZM65 64L67 65V66H65ZM82 64V63H81ZM83 64H85V63H83ZM218 64V63H217ZM13 65V64H12ZM11 65V66H12ZM22 65H24V63L22 64ZM45 67H44V66ZM62 65V66H61ZM86 65H87V61H86ZM256 65L257 66H259V67H256ZM14 66V65H13ZM56 68H55V67ZM58 66V67H57ZM72 66H74V65H72ZM87 67H88V65H87ZM254 67H255V70H254ZM22 68L23 67H21V70H22ZM44 68V69H43ZM60 68V69H59ZM66 68H67V70H66ZM48 69H50V70H52L51 72H50V70H48ZM225 69V68H224ZM25 70H27V69H25ZM264 70V69H263ZM23 71H24V69H23ZM45 71V72H44ZM54 71H56L55 73H54ZM60 71V72H59ZM71 71H72V73H71ZM83 71V72H82ZM27 72V71H26ZM64 72V73H63ZM77 73V74H75V73ZM92 72V71H91ZM259 72V71H258ZM21 73H23V72H21ZM25 73V72H24ZM24 73H23V75H24ZM62 73H63V75H62ZM69 73V74H68ZM86 73V72H85ZM93 73V72H92ZM25 74H27V73H25ZM40 74H42V75H40ZM47 74V75H46ZM56 74V75H55ZM72 74V75H71ZM82 74H84L85 76L83 77V75ZM48 77H46V76ZM57 75H59V76H57ZM68 75H69V77H68ZM81 75V76H80ZM63 76H64V78H63ZM70 76H72V77H70ZM19 77H20V74H19ZM83 77V78H82ZM95 77V76H94ZM94 77H93V79H94ZM21 78H22V76H21ZM46 78V79H45ZM50 78V79H49ZM52 78V79H51ZM66 78V79H65ZM74 78V79H73ZM48 79V80H47ZM56 79V80H55ZM72 81L71 83H70V80ZM89 79V78H88ZM92 79V78H91ZM36 82V84H34V81ZM69 81V82H64V81ZM29 81H31V82H29ZM37 81H39V83L37 82ZM57 83H56V82ZM61 81V82H60ZM73 81H77V83L78 84H80V86L82 85V87H83V89H80V88H78V90H77V87H80V86H78V84L77 83H75V82H73ZM84 81V82H83ZM231 81V82H232ZM48 82H50L52 85L54 84V85H59L60 86V88H59V86L57 87V86H55L57 89H55V87H54V85H53V87H51V84H50V88H47L48 87ZM61 84H60V83ZM40 85L39 87V89H38V84ZM68 83V84H67ZM73 83L74 84H76V85H73ZM94 83H95V81H94ZM235 83V82H234ZM63 84V85H62ZM66 84V85H65ZM72 84V85H71ZM86 84V85H85ZM34 85V86H33ZM35 85H37V87H35ZM44 85H45V87H44ZM88 85V87L86 88V86ZM99 85V84H98ZM47 86V87H46ZM96 86V85H95ZM68 87H70V88H68ZM81 87V88H82ZM241 87V88H242ZM36 88L39 90V91H37L36 90ZM55 89L56 91L59 89V90H61L60 92H59V90L57 91V92H55L54 90H51V89ZM61 88H63L64 89V93H63V89H61ZM71 88H72V90H74V92L73 91H71ZM99 88H100V86H99ZM109 88V87H108ZM26 89V88H25ZM30 89H32V90H30ZM49 89V90H48ZM69 89V90H68ZM84 89L86 90V92L84 91ZM88 89V90H87ZM91 89L93 90L94 88H92L91 87ZM95 89H96V87H95ZM36 91V93H35V91ZM42 90H44V92L42 91ZM103 90H106V89H103ZM103 90H101L102 91V93H104L103 92ZM24 91H26V90H24ZM47 91H49V92H47ZM54 91V92H53ZM70 93H69V92ZM88 91V92H87ZM94 91V90H93ZM99 90L97 89L96 90V92H98ZM108 91L110 92V90L108 89L107 90V96L109 95L108 94ZM41 92V93H40ZM51 92H53V94H55L54 95V97H53V95L51 96V95H49ZM77 92V93H76ZM80 92V93H79ZM95 92V93H96ZM106 92V91H105ZM243 92V93H242ZM38 93V94H37ZM40 93V94H39ZM60 93V94H59ZM92 93V92H91ZM94 93V92H93ZM102 93H100L99 95L100 96H103L102 95ZM44 94H45V96H44ZM62 94H64L63 96H62ZM65 94H69L68 96H66ZM71 94H73V95H71ZM81 94V95H80ZM24 95H26V94H24ZM49 95V96H48ZM58 95V96H57ZM86 95V96H85ZM97 95V94H96ZM98 95V96H99ZM104 95H105V93H104ZM78 96V97H77ZM95 96V97H94ZM260 96H262V97H260ZM46 97H48V99L46 98ZM49 97H50V99H49ZM58 97V98H57ZM64 97H65V99H66V101H64L65 99H64ZM72 97V98H71ZM75 99H74V98ZM105 97V96H104ZM56 98H57V103L59 104L58 106L56 105V107H54V102L56 101ZM259 98V99H258ZM260 98H262V99H260ZM30 99V100H31ZM53 100V102H52V100ZM61 99V100H60ZM72 99H74V100H72ZM80 99V102L78 101ZM100 99V100H99ZM106 99V98H105ZM26 100V101H27ZM33 100V99H32ZM60 101V103H59V101ZM82 100V101H81ZM104 100V99H103ZM258 100V101H257ZM259 100H261L262 102L261 103H259L260 101ZM49 101H50V104H49ZM62 101V102H61ZM67 101H68V103H67ZM28 102H32V101H28ZM36 102H32V103H35V104H37ZM65 102V103H64ZM82 102H84V103H82ZM102 102V101H101ZM56 103V102H55ZM64 104V106H63V104ZM74 103V104H73ZM80 103V104H79ZM103 103V102H102ZM34 104V105H35ZM60 104L62 105V106H60ZM75 104H77V106L75 105ZM83 104V105H82ZM101 104V103H100ZM73 105V106H72ZM36 106H38V105H36ZM36 106H34V107H36ZM51 106H53L52 108H51ZM66 106V107H65ZM93 106V105H92ZM92 106H89V108L88 109H90ZM97 106V105H96ZM96 106H95V110L98 108V106H97V108H96ZM45 107H50L48 110H49V112H48V110H47V108H45ZM62 107V108H61ZM99 107H100V105H99ZM53 108L55 109V112H54V110H53ZM61 108V109H60ZM94 108V107H93ZM93 108H91L90 110H93ZM37 109H39V110H41L40 109V106L37 108ZM51 109V110H50ZM60 109V110H59ZM72 109V110H71ZM76 109V110H75ZM83 109V110H82ZM99 109V108H98ZM75 110V111H74ZM83 112H82V111ZM95 110H93V112H95ZM47 111V112H46ZM65 111V112H64ZM77 111V112H76ZM78 111H79V113H85V118H80V117H78L79 116V113H78ZM86 111H87V109H86ZM38 112V111H37ZM42 112H44V111H42ZM42 112L40 113V114H42ZM76 112V113H75ZM91 112V114L93 113L92 111H90ZM235 112V111H234ZM233 112V113H234ZM45 113H43L42 115H45ZM51 113V114H50ZM65 113V114H64ZM70 113H72V114H70ZM89 113V112H88ZM75 114V115H74ZM90 114V113H89ZM57 115V116H56ZM61 115V116H60ZM66 115V118L64 117V116ZM68 115V116H67ZM81 115H83V114H81ZM80 115V116H81ZM95 115V114H94ZM40 116V115H39ZM73 116H74V119H73ZM76 116V117H75ZM229 116V115H228ZM234 116V115H233ZM33 117V116H32ZM53 117V120L51 119ZM58 117V118H57ZM61 117V118H60ZM64 117V118H63ZM79 119H78V118ZM88 117H89V115H88ZM90 117H91V115H90ZM31 118V117H30ZM34 118V117H33ZM37 117H35L34 119H36ZM87 118V119H86ZM47 119V120H46ZM48 119H49V121H48ZM55 119V120H54ZM77 119V120H76ZM32 120V119H31ZM37 120V119H36ZM38 120H39V117H38ZM64 120V121H63ZM70 120H72V121H70ZM75 120V121H74ZM85 120V121H84ZM86 120H88V125L86 124V123H83V122H86ZM89 120H90V122H89ZM95 120V119H94ZM254 120H256V121H254ZM35 120H33V122H34ZM51 121V122H50ZM57 123H56V122ZM78 121V122H77ZM254 122V125H253V129L251 128V126H252V124H253V122ZM260 121V122H259ZM31 123V121H30V123H29V121L28 122H26V123H24V124H27L26 126V128H28V127H33V126H35L36 124H34V123ZM55 124H54V123ZM67 122V123H66ZM78 123V130H76L75 128H77V123ZM259 122V123H258ZM39 123V122H38ZM38 123H37V125H38ZM72 123H73V125H72ZM32 124H34L33 126H32ZM53 124V125H52ZM62 124V125H61ZM75 124V125H74ZM83 124L85 125V126H83ZM97 124V123H96ZM86 125L88 126V127H86ZM259 125V126H258ZM25 126V125H24ZM59 126V127H58ZM83 126V128H80V127H82ZM92 126H93V124H92ZM200 126H202V125H199L198 126V128H201ZM31 127H30V129H31ZM50 128L51 130H53V131H51L50 129V132L52 133H50L49 132V130L47 129L46 130V128ZM61 127V128H60ZM75 127V128H74ZM197 127V126H196ZM257 127V128H256ZM36 128H40V127H36ZM59 128V129H58ZM90 128V127H89ZM198 128H197V130H198ZM249 128H251V130H252V132H253V130H255V134H254V132L253 133H251L250 131V129ZM255 128V129H254ZM258 128H260L259 129V131L261 132H259V131H257L258 130ZM74 129V130H73ZM83 129H86L85 131L83 130ZM92 129V128H91ZM32 130V129H31ZM55 130V131H54ZM66 130H68V132H66ZM79 130H81V133H82V130H83V132L84 133H87L86 135V137H85V135H83V133L81 134L83 137V139H82V141L80 140L81 138V135H80V137L78 138L79 139V141H78V139L75 137V135L77 136V134L80 132ZM94 130V129H93ZM33 131H34V129H33ZM44 131H46L47 133H45ZM77 131V134L75 133ZM79 131V132H78ZM89 131H90V129H89ZM199 131H201L200 129H199ZM218 131V130H217ZM217 131H215V132H217ZM256 131L258 132V134L259 135H257L256 134ZM35 132V131H34ZM66 132V133H65ZM250 132V133H249ZM54 133V134H53ZM70 133V134H69ZM75 133V134H74ZM221 133H219V134H221ZM50 136H49V135ZM213 134L215 135V133L213 132ZM221 134V135H222ZM53 137H52V136ZM65 135V136H64ZM67 135V136H66ZM74 135V136H73ZM78 135V136H79ZM218 135V134H217ZM216 135V136H217ZM64 136V137H63ZM69 136V137H68ZM71 136V137H70ZM211 136V135H210ZM216 136H214V137H210L211 138V140L210 139H208V140H205L204 142L206 143V142H208L209 143V147H210V145L211 146H213L212 144L214 143V145L215 144H217V142L215 141V137ZM261 136V135H260ZM60 137V138H59ZM62 137V138H61ZM85 137V138H84ZM92 137H93V134H92ZM96 137H98V136H96ZM218 137H221V136H217V139L219 140L220 138H218ZM68 138V139H67ZM91 138V137H90ZM99 139H100V137H98ZM97 138V139H98ZM77 139V140H76ZM85 139V140H86ZM94 139H95V137H94ZM99 139H98V142H96L97 140L95 139L94 141H95V143L93 144V141H90V139L88 140V141H90V142H92V144H93V146H92V144H89V146H88V148L86 147L87 146V144L84 146V147H86L88 150H89V152H88V150H87V152L91 155L92 153H96V152H99L100 154H98V153H96V154H98V155H95L94 154V156H93V158H91V160L92 159H95L96 161L98 160V158L99 157H102L101 158V160H100V158H99V161L101 162L102 161V159H108L107 158V156L108 155H103V153L102 152H100L102 149H103V146H104V144L106 145L107 143H105V139H103V141H104V144H103V142H99ZM214 139V141L215 142H213L212 140ZM224 139V138H223ZM223 139H221L222 141H223ZM233 139V140H232ZM53 140V141H52ZM70 140V141H69ZM75 140V141H74ZM92 140H93V138H92ZM226 140H224V141H226ZM56 141V142H55ZM62 141V142H61ZM203 141V140H202ZM202 141L200 142V143H202ZM56 143V145L58 146H55V143ZM67 142V143H66ZM74 142V143H73ZM83 143V142H85V143H83V144H81V145H78L79 143ZM203 142V143H204ZM219 142V141H218ZM45 143H46V141H45ZM50 143H53L52 145L50 144ZM59 143V144H58ZM64 143V144H63ZM96 143H98V145H96L95 146V144ZM100 143H102L101 145H99ZM67 144V145H66ZM75 144H77L78 146V148L77 149H75V148H73V147H76V145ZM110 144V143H109ZM199 144V143H198ZM197 144V145H198ZM219 144V143H218ZM218 144H217V146H218ZM230 144H232L233 146L232 147H230ZM29 144L26 142L25 143V150L26 151H28V149L30 148L29 146H28ZM72 145V146H71ZM92 146V148H91V146ZM203 145H205V144H203ZM229 145V146H228ZM98 146V147H97ZM100 146V147H99ZM102 146V147H101ZM107 146H109V145H106V146H104V147H107ZM207 146V145H206ZM206 146H205V148H206ZM216 146V145H215ZM44 147V148H43ZM95 147L97 148L96 150H94V151H91L92 149H95ZM199 147L201 148V146L199 145ZM208 147V146H207ZM64 148V149H63ZM69 148H70V150H69ZM72 148H73V150H72ZM85 148V149H86ZM98 148H100L99 150L100 151H98ZM102 148V149H101ZM204 148V147H203ZM40 149H38V150H40ZM105 149H108V148H104V150ZM191 148H189V150H190ZM214 150V148L213 147H211V150ZM218 148L216 147V150H217ZM54 150V151H53ZM79 150V151H78ZM112 150V149H111ZM204 150H206V149H204ZM208 150V149H207ZM52 151V152H51ZM96 151V152H95ZM103 151V150H102ZM191 151V150H190ZM28 152H30V151H28ZM52 154V153H55V154H52V155H50V153ZM72 152V153H73ZM77 152H76V154H75V156L77 155ZM108 151H106V153H107ZM211 152V151H210ZM215 152V151H214ZM83 153V154H84ZM88 153H85V154H88ZM104 153H105V151H104ZM34 154H36L35 152H34ZM102 154V156H100ZM108 154H109V158L110 159H108V160H106V162H109L110 164L112 163V161L114 160V155H113V153L111 154L110 152H108ZM208 154H209V152H208ZM215 154H211V157H213L212 159H213V161H210V162H214V161H216L217 159H219L218 157L219 156H216ZM37 155V156H36ZM36 155H34V157H38V154H36ZM63 155V156H62ZM67 155H69L68 153H67ZM72 155V154H71ZM78 155H79V153H78ZM88 156V157H92V156ZM213 155V156H212ZM57 156V157H56ZM74 156V155H73ZM80 156V155H79ZM79 156L77 157V159L79 158ZM96 156H98V158L96 159ZM103 156H105V158H103ZM112 156V157H111ZM209 156H210V154H209ZM52 157V158H51ZM65 157H67V156H65ZM81 157V156H80ZM83 157H84V159L86 158V155H83ZM95 157V158H94ZM216 157V158H215ZM54 158V159H53ZM57 158V159H56ZM82 158V157H81ZM81 158H79L80 159V161H81ZM112 158V159H111ZM197 157H194L193 159H196ZM216 160H215V159ZM50 159V160H49ZM63 159H64V157H63ZM89 159V158H88ZM88 159H85V160H88ZM199 159V158H198ZM198 159H197V161H198ZM60 160H61V158H60ZM59 160V161H60ZM90 159H89V163H86L87 161H83V162H85L84 164L86 165L85 167H84V164L83 165H81L82 166V168L80 167L79 168V166H78V163L76 164L77 165V167L79 168V170H77V169H75L74 168V170H76V172L74 171V172H71V173H73V175H69V176H65V178H61V176H59V174H57L56 176H57V178H56V176L54 177L53 176V178L52 179H54L55 181H53L52 183L54 184L53 186H52V184H51V186H49V188H47V189H49V191L45 188V192H43L44 194L46 193H49L50 191L52 192V191H54L53 193H49L47 196H46V194L44 195L43 194V197H45L44 199H46L47 197L49 198V196L51 197L49 200H51V201H49V202H52L53 201V199L56 197V200L57 199H60V197L62 198V196L61 195H63L64 194V196H65V194H68V192L70 193L71 191H73V192H71L72 194L74 193V194H77V195H79V193H81L82 192V190H83V194H82V196H84L85 195V199H86V197H87V195L85 194L86 192L85 191H87L88 193H90V190L89 189H92L91 188V186H94V185H96L95 183L97 182L96 180H98V182H99V186L97 185V187H99V188H96V186H94L96 189H98V190H96V191H98L99 192V190H100V192L97 194L96 192H95V188L94 189H92L91 191H93V192H95V195L97 194V199H96V197H95V195H94V193L92 192V194H90V196H91V200H92V198L93 199H96V200H93L94 202H92V204L91 203H89V204H91V205H93V204H95V201H96V207H94L93 206V209L94 208H96V210H95V212H92V215L94 214V213H97V211L98 212H100V215H101V212H103V216H104V221H103V219H102V215H101V218L98 216L99 215V213H97L96 215L94 214L93 215V218H90L89 219V215L88 214H90L91 215V213H90V211H88V213H87V215L88 216H86L87 217V219H89V220H85V222L83 221V224L84 223H86V224H84V226L82 225V221H80V223H78V225H79V227H77V223L75 224V225H72V228L74 227V230H76V232L78 231V234H80L81 232H84V230H85V232L86 233H94V232H97V231H95V230H93L92 229V226L94 227V226H97L98 228H96L97 230H98V232L100 231V230H102V229H104V227L106 228L105 230L106 231H104V232H106L102 237L103 238H101V240L103 239V241L101 242L100 240H98V239H100L98 236V238H97V240L98 241H100L101 242V244L103 245L104 244V246H102V247H104V249H105V242H107L106 243V245L107 244H110V242H111V244L108 246L109 248L108 249H110L111 247H113L114 248V250H115V252H114V250H112L113 248H111L110 249V254H111V257H110V259H108V256H107V258L105 257V259H104V261L105 260H107L108 259V261L110 260H112L113 259V257H112V253L115 255V257H114V260L113 261H111V262H113L112 264H114V262H115V264H121L120 262H122L123 260V264H132L133 262H134V259H132L133 257L132 256H136V259L137 260H135V263H133V264H136V261H139L137 264H144L145 262V264H150V262H152L151 264H168V263H171V264H204L205 262L208 264V261L207 260H210L211 261V263H212V260H211V258H210V255H211V253L213 252V250L215 251V241H218V239H222V240H225L224 238H226V236H228L227 234H225L224 235V233H223V230L224 229H221V227L222 228H225V230H224V232L225 233H228V232H226V225H228V222L230 223V221L232 220V218H228V220H230V221H228V220H226L227 221V223L225 222V224H224V222H223V217L227 214V212L228 211H231V210H227V203L225 204L224 203V201L225 202H227L226 200L228 199V195H231V194H229L228 193V191H229V189L227 190L225 187H223V185L221 186H219V187H217L216 186V179H214V180H212V182L215 184V185H211L212 187H210V188H208L207 190H206V192H207V194H206V196L204 197V201L206 202H204L205 204H211V203H209V202H212L213 204L212 205H216V208H214V206L212 207V205L209 207V206H206L208 209H209V212H208V209L205 207V205L203 204V202H202V206H204V210L205 209H207L206 211L208 212H205L204 213V215L201 213L200 214V212H197V213H199L197 216H196V214H194V216H195V218L196 217H198V216H202V219H201V217H200V223H198L197 221H198V219L196 220V219H194L193 217V215L191 216L190 214H188L190 217H188L187 218V214H186V212L185 211H187L188 209H185V207L183 206V208L185 209L184 210V212L182 211V213L180 212L179 214H180V216H181V214H183L181 217H182V220H181V224H180V231L182 230V232H184V233H182V234H180L181 232H179V233H176L177 235H182L181 237H179L178 236V238L176 237V234L174 235L173 233H170L171 231L169 230L168 231V229L166 228V225L165 226H163L162 228L163 229H167V231L165 232V231H163V233L161 234L160 233V231H159V229L161 230L162 228H159L160 226V224L159 223H161V222H163V219L160 217V216H164V217H166L167 216V211L169 212V210H167V209H169L168 207H167V209H166V205L168 204V202L166 203V205H165V209L163 208L164 207V204H163V200H165L166 201V199H167V197H166V199L164 198L163 199V197L161 198V196H160V200L161 199H163L162 201H158L159 203L160 202H162V203H160V204H163V207H161L162 205H160L159 203H157V205L156 204H153V205H156V208L158 209L159 207L158 206H160L161 208H163L164 210L162 211L161 210V208H160V210L161 211H159L160 213V215L159 216H157V217H159V218H156L155 217V215H157V211H156V209L154 210V215L152 214V213H150L151 215H153V216H151L150 214H149V212L147 211V209H146V211H144V209L145 208H147V206L150 208V209H152V210H150L149 209V211H152L153 212V209H154V207L155 206H153L152 208H151V206H149L150 205V203H149V205H148V203L147 204H144V206H145V208L144 207H142V205L140 206L139 204H141L140 202H142L141 200H139L137 203H138V207L141 209V211H142V208H144L143 209V211L141 212L140 210H138L137 211V209H132L133 211H136V214H135V218L133 219L132 217V219L133 220H131V218L130 219H128L129 218V216H124V215H122V216H124V217H126L128 220H131L130 221V223H132L131 224V227L129 226V224H128V228L127 229H129V228H133V229H131V231H129V230H127L126 231V225L127 224H125L124 222L123 223H121V221H122V219H124V217H122L121 215H120V208H121V206H122V204L120 205V206H118L119 207V209L117 208V207H114V209H115V211L116 210H118L120 213H115L116 214V216L115 217H113L114 215H111L112 216V218H111V216L108 214V212L112 209V204H107V202L109 201V203H112V201H114L113 203L114 204H116L117 205V203H118V201H120L119 199H116V200H110L109 198H107V196L109 197V195L108 194H110V193H108L107 194V196H106V191L104 190V186H103V184H104V177H103V175H105L104 173H102V171H104L105 169H107L106 170V172H108V173H110L111 171H112V164H111V166H109V164H106L105 162H101L102 164L103 163H105L106 165H108V166H106L105 164H103V166H105V167H107V168H105L104 170L102 169V168H104V167H102L101 169H102V171L99 169L100 167L99 166H101L100 164H97V163H99V161H97V163H96V161L95 160H92V161H95V163H96V166H97V169L95 168V163H94V167L91 165V167H89L90 169L93 167L94 169H96L95 171H97L98 169V171H99V174H98V171H97V174H94V175H92L94 172H90L89 170H88V166H89V164H93V163H91L90 161H91ZM191 160V159H190ZM200 160V159H199ZM204 160V159H203ZM208 160H209V158H208ZM207 160V161H208ZM210 160H211V158H210ZM220 160V159H219ZM218 160V161H219ZM59 161H57V163L59 162ZM63 161V160H62ZM194 161V160H193ZM218 161H217V163H215L214 162V165H216V164H218ZM221 161V160H220ZM219 161V162H220ZM79 162V161H78ZM203 162V161H202ZM209 162V161H208ZM62 162H60V164H61ZM65 163V162H64ZM196 163V162H195ZM195 163H193V165H196ZM198 163V162H197ZM200 163V162H199ZM204 163H206L205 161H204ZM52 164H54V163H52ZM87 164H88V166H87ZM191 164V163H190ZM212 164V163H211ZM210 164V169H212V167L214 166L213 164V166ZM76 165H74V166H76ZM205 165H207V164H205ZM219 165H220V163L218 164V165H216V166H218L219 167ZM256 165H257V169H256V171L255 172H253V173H255L256 174V172H257V176H255L256 177V181H255V178H253L254 177V175H252L251 174V172H252V170L251 169H253L254 167H256ZM191 166H192V164H191ZM212 166V167H211ZM109 167V168H108ZM111 167V168H110ZM198 167H199V165H198ZM204 167V165L202 166V168ZM83 168H84V170H83ZM192 168V167H191ZM206 168H207V166L205 167V170H206ZM221 168V167H220ZM86 169V170H85ZM111 169V170H110ZM215 169H217V167L215 168ZM214 169V170H215ZM81 170V171H80ZM93 170V169H92ZM192 170V172H195L196 170H195V168L194 169H191ZM193 170H195V171H193ZM198 170V169H197ZM199 170H201V169H199ZM203 170H204V168H203ZM203 170H201V171H203ZM209 170V169H208ZM254 170V169H253ZM257 170H259V171H257ZM101 171V172H100ZM207 171V170H206ZM205 171V172H206ZM222 171H223V168H222ZM81 173V174H78V173ZM84 172V173H83ZM87 172V173H86ZM210 172V171H209ZM208 172V173H209ZM217 172H219V171H217ZM217 172H215V173H217ZM259 172V173H258ZM75 173V174H74ZM90 175H89V174ZM96 173V172H95ZM102 173V174H101ZM108 173H106V174H108ZM203 173V172H202ZM207 173V172H206ZM205 173V174H206ZM207 173V174H208ZM220 173L222 174V172H221V169H220ZM76 174H77V176H76ZM82 174H83V176H82ZM84 174H86L85 175V177H84ZM195 174V173H194ZM214 174V172L212 173V175ZM219 174V173H218ZM95 175H98L97 176V178L96 179H94L96 182H94V184L92 183V181H94V180H92V178H95L96 176ZM102 175V176H101ZM201 175H203V174H201ZM210 175V174H209ZM215 175H217V174H215ZM214 175V176H215ZM261 175H262V173H261ZM73 178H72V177ZM78 176H79V180H78ZM199 176L200 175H198L197 177H198V182L200 181L199 180ZM71 177V178H70ZM74 177H75V179H74ZM77 177V178H76ZM81 177H84V180H83V178H81ZM91 177V178H90ZM216 177H218V175L217 176H215V177H212V178H216ZM220 177L221 176H219L218 178L220 179ZM231 177V178H232ZM68 178V179H67ZM86 178V179H85ZM201 178H203V176L201 177ZM229 178V177H228ZM258 178V179H257ZM60 179V180H59ZM74 179V180H73ZM87 179H89V181L87 180ZM222 179H223V176H222ZM222 179H220V181H222L221 182V184H223L224 182L225 183H227L228 182V180L227 181H224V180H222ZM245 179H248L246 182H245V184H244V181H245ZM73 180V181H72ZM77 180V182H79L80 183V185H82L83 186V189H81L80 187V185H79V183L77 184V182H75ZM90 180H92L91 181V184H89V182H90ZM202 180V179H201ZM73 183H72V182ZM84 181L85 182H87V183H85V186H89L90 188L88 189V187L87 188H84L85 186H84ZM219 181V180H218ZM230 181V180H229ZM232 181H233V179H232ZM234 181H235V179H234ZM238 181V182H237ZM70 182L72 183V184H70ZM81 182L83 183V184H81ZM102 182V183H101ZM198 182H197V184H198ZM231 182V181H230ZM239 182H240V180L239 179H237L236 180V183L237 184H239ZM64 183V184H63ZM74 183H75V185H77L76 187L74 186ZM200 183H201V181H200ZM224 183V186H226V184ZM235 183V182H234ZM233 183V184H234ZM241 183V182H240ZM93 184V185H92ZM218 184H220V183H218ZM228 184V183H227ZM58 185V186H57ZM70 187H69V186ZM71 185L73 186V187H71ZM91 185V186H90ZM199 185V184H198ZM198 185H196V189H197V186ZM201 185V184H200ZM228 185H230V184H228ZM236 185V184H235ZM235 185H233L234 187H235ZM57 187V188H59V190H62V191H58L57 190V188H56V190L57 191H55L53 188L54 187ZM79 187V188H78ZM199 187V186H198ZM229 187H232V182H231V186H229ZM74 190H73V189ZM75 188L77 189V190H75ZM101 188V189H100ZM227 188H228V186H227ZM71 190V191H69V190ZM79 189H81V190H79ZM84 189H86V190H84ZM88 189V190H87ZM231 189V188H230ZM48 191V192H47ZM79 193H78V192ZM56 192H57V194L58 193H60V195H59V197H58V195L56 194ZM63 192V193H62ZM77 192V193H76ZM85 192V193H84ZM237 192H238V190H237ZM54 193H55V195H54ZM87 193V194H88ZM103 193V194H102ZM105 193V194H104ZM182 193V192H181ZM239 193V192H238ZM52 194V195H51ZM94 195V196H93ZM104 195H105V197H104ZM110 195H114V194H110ZM116 195V194H115ZM115 195H114V198L113 199H115L116 197H115ZM54 196V197H53ZM88 196H89V194H88ZM93 196V197H92ZM101 196V197H100ZM181 196H183V195H181ZM208 196H212V197H209L208 198ZM52 197H53V199H52ZM58 197V198H57ZM95 197V198H94ZM104 197V198H103ZM177 197H180V195L179 196H177ZM110 198H112V197H110ZM118 198V197H117ZM119 198H121V197H119ZM181 198V197H180ZM106 199V200H105ZM148 199H150V198H148ZM168 199H170V200H176L175 198H173V199H171L170 197L168 198ZM185 199V198H184ZM183 199V200H184ZM202 199H203V197L201 198V201H202ZM118 200V201H117ZM145 200V199H144ZM152 200L154 201V198H152ZM158 200V199H157ZM157 200H155V201H157ZM169 200V201H170ZM177 200H179V198L177 199ZM229 200H230V198H229ZM45 201H47V199L45 200ZM54 201H55V199H54ZM53 201V202H54ZM121 201L123 202V204H124V201L121 199ZM148 201V200H147ZM155 201L153 202V203H155ZM181 201V200H180ZM117 202V203H116ZM121 202V203H122ZM176 202V201H175ZM185 202H186V200H185ZM208 202V203H207ZM143 203H146V201L145 202H143ZM170 203V202H169ZM171 203H172V201H171ZM170 203V205H169V207L171 206V211L169 212V217L170 218H168V216H167V219H170V221H171V215L172 216H175V219L176 220H178V216H176L177 214H175V213H178V212H176V210H175V208H174V211L172 210V205L173 204H171ZM177 203H178V201H177ZM183 203H184V201H183ZM182 203V204H183ZM113 204V205H114ZM181 204V205H182ZM221 204V205H220ZM90 205V206H91ZM108 205H111V206H108ZM152 205V204H151ZM174 205H175V203H174ZM218 205H220V207H223L225 210H227V212H224L225 210H223V208H222V210H221V208L220 209H218L219 207H218ZM89 206V205H88ZM137 206V204H135V207ZM185 206L187 207V205L185 204ZM225 206H226V208H225ZM106 207H109L110 208V210H108V208L106 209ZM137 207V208H138ZM142 207V208H141ZM174 207V206H173ZM181 207V206H180ZM90 208H92V207H90ZM117 208V209H116ZM124 208V207H123ZM179 208V207H178ZM214 208V209H213ZM98 209V210H97ZM114 209H112V210H114ZM122 209V208H121ZM125 209V208H124ZM177 209V208H176ZM202 209V208H201ZM91 210V209H90ZM108 210V211H107ZM125 210H127V209H125ZM165 210H166V215H164V213L163 212H165ZM204 210H201V212L202 211H204ZM91 211H93V210H91ZM118 211H116V212H118ZM122 211V210H121ZM174 212L173 214H170L171 212ZM190 211V210H189ZM211 211V212H210ZM237 211V210H236ZM125 212H127V211H125ZM129 212V211H128ZM140 212H141V214H140ZM157 212V213H156ZM161 212L163 213V215H161ZM262 212H264V204L263 205H258V206H253V207H251V205H249V206H243V207H241V208H239V210H238V214L240 215V216H237V218L236 217H233V214H230L229 212V214H230V217L232 216L233 218H235V221H236V219L238 220V221H240L239 219H240V217H241V220H242V216H244V217H246V222L244 223V228L245 229H248L251 225H252V219H253V216H256V215H258L259 213H262ZM105 213H107V214H105ZM109 213H111L112 214V211H110ZM123 213V212H122ZM137 213H139L140 215H137ZM144 213H147V214H145V216H148V215H150V218L152 217V219H154V217H155V220L157 219V223L160 221V219H162L161 220V222H159L158 224H157V227H156V229L154 228L156 225V221L155 220H152L151 221V219L149 218L148 220H149V222H148V220L146 219V218H148V217H145L144 215L142 216V214H144ZM190 213V212H189ZM220 213V214H219ZM225 213V214H224ZM105 214V215H104ZM119 214V215H118ZM126 214V213H125ZM129 213H127L126 215H128ZM130 214H132V213H130ZM134 214V213H133ZM132 214V215H133ZM211 216H210V215ZM215 214H218V215H215ZM224 214V216H222ZM229 214H227L226 216H228L229 217ZM92 215H91V217H92ZM109 215V216H108ZM137 215V216H136ZM219 215H221V216H219ZM95 216V217H94ZM107 216H108V218H107ZM117 216H119V218H117ZM122 217V219H120L121 217ZM207 216H210V217H212V216H215V217H212V218H209V219H207ZM216 216H219L218 218H220L221 217V219L219 220L218 218H216ZM225 216V217H226ZM235 216V215H234ZM97 217V218H96ZM107 219H106V218ZM140 217H145V219H142V221L144 222V223H146V224H144L142 221H141V219H140ZM177 217V218H176ZM95 218V219H94ZM98 218H100L99 220H98ZM110 218H111V221H110ZM126 218H125V221H126ZM174 217H172V219H173ZM189 218H191V219H194L197 223L196 224H194L195 222L193 221V220H191V219H189ZM199 218V217H198ZM203 218H204V221H203ZM106 219V220H105ZM109 219V220H108ZM140 219V220H139ZM167 219H165V221H167ZM181 219V218H180ZM212 219V221H210ZM226 219V218H225ZM245 219V218H244ZM91 220V221H90ZM116 220H120V224L121 225H119L118 223H117V221ZM159 220V221H158ZM189 220V221H188ZM205 220H207L206 222H205ZM209 220V221H208ZM222 220V221H221ZM234 220V219H233ZM87 221L89 222V223H87ZM103 221V222H102ZM135 221V222H134ZM152 223H154L153 221H155V224H152ZM164 221V222H165ZM170 221H169V223H170ZM190 223L191 222V224H189L188 222ZM245 221V220H244ZM100 222V223H99ZM108 222H111V224H107ZM114 222H115V224H114ZM127 222V221H126ZM129 222V221H128ZM137 222V223H136ZM139 222H141L140 224H142V225H138L139 224ZM162 223V224H167L168 223V221H167V223ZM172 223H171V226H172V224H174V226L177 224H175V222L172 220L171 221ZM174 222V223H173ZM177 222V221H176ZM204 222H205V224H204ZM104 223V224H103ZM116 223L118 224V225H116ZM180 223V222H179ZM201 223H202V228L204 229H202L201 228ZM94 224V225H93ZM96 224V225H95ZM98 224V225H97ZM108 225V227L110 228V229H107V225ZM125 224V226H123ZM135 224H137V227H135L136 225ZM148 224H150V225H148ZM152 224V225H151ZM197 224H198V226H197ZM91 226V227H89V226ZM105 225V226H104ZM114 225V226H113ZM147 225V226H146ZM170 226V224H167V226ZM178 225V224H177ZM176 225V226H177ZM187 225V226H186ZM194 226V228H193V226ZM223 225H224V227H223ZM76 226V227H75ZM86 227V228H84L83 229V227ZM99 226L101 227V226H103V228L101 229V228H99ZM115 226H117V227H115ZM122 226V227H121ZM140 226V227H139ZM142 226H143V229H142ZM148 226H149V228H148ZM151 226V227H150ZM162 226V225H161ZM179 226V225H178ZM198 227V228H195V227ZM89 227V228H88ZM112 227V228H111ZM125 227V228H124ZM165 227V228H164ZM186 227V228H185ZM187 227H189V230H188V228ZM76 228V229H75ZM78 228V229H77ZM80 228V229H79ZM94 231V232H91L92 230ZM119 228H121L120 230H119ZM139 231V233L137 232V230ZM152 228V229H151ZM171 228V227H170ZM176 228V227H175ZM191 228V229H190ZM87 229V230H86ZM88 229H89V231H88ZM112 229V230H111ZM114 229H116V231H118L117 233H116V231L114 230ZM140 229L144 232H142V234H141V232H140ZM146 229H150V230H147L146 231ZM153 229H155L154 231H152ZM158 229V230H157ZM162 229V230H163ZM184 229V230H183ZM193 229H198V233L196 232V230H193ZM200 229V230H199ZM69 230H71V234H74V233H72V229H71V227H70V229ZM73 230V231H74ZM81 230V231H80ZM124 230V231H123ZM171 230H172V228H171ZM88 231V232H87ZM109 231H111V232H109ZM149 231H151V233H149ZM172 231H175L174 229L172 230ZM188 231V232H187ZM189 231H191V232H189ZM195 231V232H194ZM75 232V233H76ZM80 232V233H79ZM84 232V233H85ZM128 232V233H127ZM133 232H135V233H133ZM138 234H137V233ZM165 232V233H164ZM176 232H177V230H176ZM186 232V233H185ZM194 232V233H193ZM203 234H202V233ZM69 233V234H70ZM83 233V234H84ZM85 233V234H86ZM109 233V234H108ZM117 235H116V234ZM123 233V234H122ZM130 233H132V235L130 234ZM153 233H154V236H151V235H153ZM157 233V234H156ZM169 233L170 234H172V235H174L175 237L174 238H172L173 236L172 235H170V238H169ZM189 233H190V235H189ZM200 233H201V235L203 236V237H201V235H200ZM67 234H68V232H67ZM120 234V236H118ZM136 234L138 235V236H136ZM147 234H148V237H146L147 236ZM161 234V235H160ZM168 234V235H167ZM188 234V235H187ZM191 234H192V237H190L191 236ZM195 234H197V236L198 237H200V240H199V238H197V236L196 237H194V239H192L193 238V236H195ZM90 235H92V234H90ZM108 235V236H107ZM113 235H114V237H113ZM134 235V236H133ZM146 235V236H145ZM149 235H150V237H149ZM156 235H157V237H156ZM161 237H159V236ZM206 235V236H205ZM125 236V237H124ZM130 236H131V238H132V246H130L131 245V238H130ZM135 236L136 237H141V238H135ZM187 236H189V237H187ZM204 236H205V238H204ZM225 236V237H224ZM107 237H110L111 238V240L109 239V238H107ZM113 237V238H112ZM121 237H123L124 239H123V241L121 240ZM126 237H128L127 239H126ZM155 237V238H154ZM90 238V237H89ZM116 238H117V240H116ZM120 238V239H119ZM135 238V239H134ZM145 238H148V239H146L145 240ZM163 238V241H161L160 239H162ZM181 238V239H180ZM183 238H184V241L185 242H181V246H180V243H179V245H178V242L179 241H182L183 240ZM195 238H197L196 240H195ZM218 238V239H217ZM95 239V236H91V242L89 241V243H90V246L92 247V245H93V243L94 244H97L96 242H97V240L95 241L94 240ZM107 241H106V240ZM113 239V240H112ZM130 239V240H129ZM136 239H138V240H136ZM157 239V241L159 242V241H161V242H157V246L158 245H160V246H158L160 249H162V250H164L163 252H165V253H163L162 252V250L159 252V248L155 245L156 243H154V241ZM171 241H170V240ZM172 239H173V241L174 242H172ZM175 239H176V241H175ZM178 239V240H177ZM180 239V240H179ZM212 239H213V241H212ZM215 239V240H214ZM119 240V241H118ZM127 240V241H126ZM136 240V241H135ZM188 240V241H187ZM194 240V241H193ZM105 241V242H104ZM108 241H110V242H108ZM117 241V242H116ZM128 241H130V244H129V242ZM187 241V242H186ZM196 241V242H195ZM113 242V243H112ZM120 244H122V243H126L127 242V244H122L121 245V247L124 245V247H125V245H127L126 246V248L128 249L129 248V250H130V252H129V250H127L129 253H131L130 255H128L129 253L128 252H126V251H124V250H126V248L125 249H123V247L122 248H120V245H119V243ZM122 242V243H121ZM170 242H172V243H174V244H171ZM194 242V243H193ZM218 242H220V241H218ZM216 243V244H219V243ZM223 242H225V241H223ZM223 242H220V243H222L223 244ZM148 243L149 244H151L150 246L148 245ZM175 243H176V245H178V246H176L175 245ZM187 243H188V245H187ZM214 243V244H213ZM100 244V243H99ZM114 244H117V246H115ZM129 244V245H128ZM184 245V247H183V245ZM196 244H197V246H199V247H197L196 246ZM213 244V245H212ZM114 245V246H113ZM148 245V247H146V248H149V249H147V250H145L146 248L144 247V246H147ZM152 245H154L153 247H155V249H153V247H152ZM169 245H174L175 247L173 248V246H170L169 247ZM193 245H195V246H193ZM208 245V246H207ZM210 245H212V246H214L213 247V249H212V252H210L211 251V248L210 247H212V246H210ZM220 245V244H219ZM97 246L98 247H100L98 244H97ZM145 248L144 250L146 251H141V248H143V247ZM190 246H192V247H190ZM96 248V246H94L93 245V248ZM177 247H180L182 250L181 251H179V254H177V249H180V248H177ZM185 247L187 248V250L185 249ZM194 247H195V249L197 250V252L196 251H194V252H196V253H199L198 251L201 249V250H205V251H207V252H203L204 253V255H203V258L200 256V258L201 259H204L205 257H206V259L207 260H202L201 261V259L199 258V260H200V262L198 261V262H195L196 261V259H195V257H197V256H195L194 254V252L192 253V250H195L194 249ZM207 247H209V249L210 250H208V248ZM190 248V249H189ZM106 249H107V247H106ZM107 249V250H108ZM117 249V250H116ZM123 249V250H122ZM151 249V250H150ZM173 249V251H172V253L174 254L175 252H174V250L176 251V254H175V257H173V255L170 253L171 252V250ZM218 249H220V248H218ZM131 250H132V252H131ZM153 250H155V252H153ZM157 250V251H156ZM187 251V252H185V251ZM190 250V251H189ZM220 250H222V249H220ZM226 249H224L223 251H225ZM148 251V252H147ZM140 252H145V253H141L140 254ZM161 252L163 253V254H161ZM185 252V253H184ZM123 253H126V254H123ZM159 254L158 256L157 255H155V254ZM169 253L171 254L170 255V257H168V258H166L167 256H169ZM117 254H119V255H117ZM146 256H144V255ZM152 254V255H151ZM161 254V255H160ZM164 254H166L167 256H165ZM192 254H193V256H194V261H192L193 260V257H192ZM206 254V255H205ZM127 255V256H126ZM140 255H143V256H141L140 257ZM150 255V256H149ZM121 256V258H119V257ZM129 256H131V257H129ZM148 256V257H147ZM155 256V258H153V257ZM157 256V257H156ZM190 256L192 257L191 259H190ZM205 256V257H204ZM215 256H217V255H215ZM219 256H221V255H219ZM224 256V255H223ZM223 256H222V260H223ZM138 257V258H137ZM151 258V260L149 261V259ZM159 257V258H158ZM173 257V258H172ZM178 257V258H177ZM214 257V256H213ZM112 258V259H111ZM125 258H127L126 260H125ZM145 258V259H144ZM146 258H147V260H146ZM162 258H164V259H166V261L164 260V259H161ZM122 259V260H121ZM158 259H160L159 261H161V262H157L156 263V260H158ZM174 259V260H173ZM178 259V260H177ZM183 259H184V261H183ZM213 259V258H212ZM216 259H218V258H215V260ZM220 259V258H219ZM219 259H218V261H219ZM127 260H129V261H127ZM154 260H155V262H154ZM163 260L166 262H163ZM169 260V262H167ZM191 260V261H190ZM108 261H106V263L108 262ZM109 261V264H111V262ZM117 261V262H116ZM119 261V262H118ZM127 261V262H126ZM143 261V262H142ZM176 261V262H175ZM205 261V262H204ZM209 261V262H210ZM221 261V260H220ZM175 262V263H174ZM213 262H216V261H214V259H213ZM105 263V262H104ZM103 263V264H104ZM105 263V264H106ZM205 263V264H206ZM210 263V264H211ZM217 263V262H216ZM216 263H214V264H216ZM108 264V263H107ZM218 264V263H217ZM221 264V263H220ZM228 264V263H227Z\"/></svg>", "mask_w": 264, "mask_h": 264}]
</instances>
